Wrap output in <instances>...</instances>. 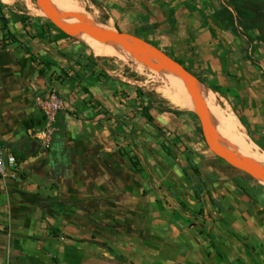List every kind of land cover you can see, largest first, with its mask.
I'll use <instances>...</instances> for the list:
<instances>
[{
    "label": "crops",
    "instance_id": "crops-1",
    "mask_svg": "<svg viewBox=\"0 0 264 264\" xmlns=\"http://www.w3.org/2000/svg\"><path fill=\"white\" fill-rule=\"evenodd\" d=\"M75 1L179 63L264 152V39L226 0ZM109 59L0 0V142L19 172L0 180V264H264V185L195 153L190 114ZM48 91L61 105L42 150L33 101Z\"/></svg>",
    "mask_w": 264,
    "mask_h": 264
},
{
    "label": "bare ground",
    "instance_id": "bare-ground-1",
    "mask_svg": "<svg viewBox=\"0 0 264 264\" xmlns=\"http://www.w3.org/2000/svg\"><path fill=\"white\" fill-rule=\"evenodd\" d=\"M47 2L58 14L76 13L82 20L91 24L93 27L102 29L93 22L91 23L88 21L90 18L75 0H47ZM62 22L66 24H75L76 20L68 19ZM80 39L90 48L93 54L99 58L116 59L122 63H128L130 61L135 64L138 63L134 61L130 54L122 51V49L113 42L107 41L100 43L83 33L80 34ZM160 78L167 88V90L162 91V97L169 105L177 110L192 111L193 103L181 78L172 72H162ZM196 89L210 120L213 121L212 128L216 136L222 142L219 148L227 150L235 156L250 161L264 169V152L249 141L244 134L243 128L233 114L226 107H221L216 103L215 96L212 92L206 89H198L197 87ZM171 92H177V95L174 96Z\"/></svg>",
    "mask_w": 264,
    "mask_h": 264
},
{
    "label": "water",
    "instance_id": "water-1",
    "mask_svg": "<svg viewBox=\"0 0 264 264\" xmlns=\"http://www.w3.org/2000/svg\"><path fill=\"white\" fill-rule=\"evenodd\" d=\"M37 7L40 9L42 14L46 19H48L52 24L61 30H64L70 34L80 36L81 33L85 34L89 38L103 43V42H113L117 44L122 51L130 54L134 61H143L148 65L149 68L155 71L172 72L179 76L186 88V91L190 95L193 103L192 112L196 116L200 128L203 134L209 135V141L205 139V143L208 150L217 158L225 162L227 165L231 166L233 169L241 172L247 177L255 180L256 182L264 185V169L251 163L250 161L243 160L233 153L225 150L221 151L215 148V143L217 136L212 128L213 121L210 120L208 113L200 100L199 93L196 89H206L203 85L198 83L193 77L190 76L182 67H180L175 62L166 59L161 54L141 46L134 41H131L128 37L121 34L97 29L91 24L86 23L82 18L76 13H56L52 7L48 4L47 0H34ZM68 19H75L77 24L73 27L64 26L58 24V21H64ZM157 59L159 63L150 64L149 61ZM196 86V87H195ZM207 90V89H206Z\"/></svg>",
    "mask_w": 264,
    "mask_h": 264
},
{
    "label": "rangeland",
    "instance_id": "rangeland-1",
    "mask_svg": "<svg viewBox=\"0 0 264 264\" xmlns=\"http://www.w3.org/2000/svg\"><path fill=\"white\" fill-rule=\"evenodd\" d=\"M27 2L34 8V10L37 12V14L44 17V15L40 11V9L35 4L34 0H27ZM260 2H261V6H262L261 7V10H262L261 16H263V18L262 19L259 18V20H257V18H255L254 20L256 21V23H259L261 26L264 27V0H261ZM255 6L258 9L259 4L255 3ZM88 21L92 23L91 18ZM58 24H62L64 26H68V27H73L77 24V22L75 24H66L65 22L58 21ZM97 29H99V28H97ZM109 60L116 62L119 65L126 66L127 70H135L139 74L138 79L140 80L141 83L144 84L143 88L145 89L147 96L152 100V102L157 103L158 106H160V104H163L162 105L163 108H166V106L171 107L169 105V103L162 97V91L167 90L166 86L164 85V83L161 81V78H160V74L163 71L152 70L143 61H139V62L136 61V62H138L137 64H139V65H137V64L133 63L132 61H130L128 63H122V62L117 61L116 59H109ZM149 63L150 64H157V63H159V61L157 59H155V60L149 61ZM171 93L174 96L177 95V92H171ZM215 100H216V103L222 107V105L220 104V102L217 100L216 97H215ZM171 108H173V107H171ZM185 112H188L189 114H191L190 118H189V124H191V125H190V131L188 133V143L191 144V146L195 147V153L205 151V152H207L206 153L207 156L212 158V160H215V162H217L218 164H225L226 168H228V169L230 168L231 170H235L231 166L227 165L225 162L220 160L219 158L215 157L208 150V147L205 143V139L209 141L210 140L209 135L202 133L199 122H198L196 116L194 115V113L192 111H185ZM221 143L222 142L220 141V139L217 138L216 143H215V148L218 150H221V151H225V150L219 148ZM236 172H237V170H236ZM239 173L242 174L241 172H239ZM243 176H246V175L243 174Z\"/></svg>",
    "mask_w": 264,
    "mask_h": 264
},
{
    "label": "built area",
    "instance_id": "built-area-1",
    "mask_svg": "<svg viewBox=\"0 0 264 264\" xmlns=\"http://www.w3.org/2000/svg\"><path fill=\"white\" fill-rule=\"evenodd\" d=\"M33 104L41 115L42 124L31 135L39 143L41 149L45 150L54 132V116L61 102L52 91H48L43 98H35ZM18 173V163L12 155L7 153L0 142V180L15 179Z\"/></svg>",
    "mask_w": 264,
    "mask_h": 264
},
{
    "label": "trees",
    "instance_id": "trees-1",
    "mask_svg": "<svg viewBox=\"0 0 264 264\" xmlns=\"http://www.w3.org/2000/svg\"><path fill=\"white\" fill-rule=\"evenodd\" d=\"M261 0H226L227 6L230 8L231 13L234 15L236 23L242 29L255 28L258 30L260 39H264V27L254 20L262 19ZM258 3V9L255 3ZM179 65V63H177ZM186 71V70H185ZM187 72V71H186ZM191 115V114H190ZM150 120L149 117H146Z\"/></svg>",
    "mask_w": 264,
    "mask_h": 264
}]
</instances>
